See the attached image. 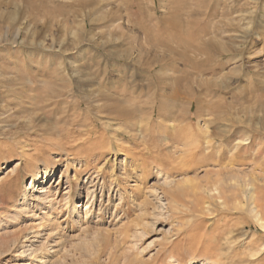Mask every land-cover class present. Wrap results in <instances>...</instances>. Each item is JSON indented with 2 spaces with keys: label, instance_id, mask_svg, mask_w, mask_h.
<instances>
[{
  "label": "rangeland",
  "instance_id": "374dc122",
  "mask_svg": "<svg viewBox=\"0 0 264 264\" xmlns=\"http://www.w3.org/2000/svg\"><path fill=\"white\" fill-rule=\"evenodd\" d=\"M13 231L0 264H264V0H0Z\"/></svg>",
  "mask_w": 264,
  "mask_h": 264
},
{
  "label": "bare ground",
  "instance_id": "6f19581e",
  "mask_svg": "<svg viewBox=\"0 0 264 264\" xmlns=\"http://www.w3.org/2000/svg\"><path fill=\"white\" fill-rule=\"evenodd\" d=\"M93 3V2H92ZM93 5V4H92ZM92 9V8H91ZM90 10V9H89ZM100 18V17H99ZM12 21V20H11ZM243 38V37H242ZM237 45H239L237 43ZM232 48H224L222 49L223 52L227 53V52H230ZM241 50V49H240ZM131 52V51H130ZM129 52V54H130ZM233 52V51H232ZM241 52V51H240ZM223 54V53H222ZM229 54V53H228ZM235 55V54H234ZM240 55V54H239ZM131 56V55H130ZM234 57V56H233ZM81 84V83H79ZM87 101L85 100H81V101H78L76 103V106L79 108L82 106V104H86ZM127 111L124 112V113H121L118 115V118L119 119L120 117H124L126 119H128L129 117L133 116L134 114V110H130V109H126ZM244 111V110H243ZM121 119V118H120ZM207 143V142H206ZM196 146V145H195ZM210 146V145H209ZM206 147V146H205ZM197 151H200V148H196ZM88 154V152H87ZM90 155V154H89ZM93 155V154H92ZM126 155V154H125ZM125 159V156L123 158V160ZM87 162H85L86 164ZM74 164V163H73ZM87 166H85L86 168ZM50 172H53V169H48V168H43L41 171H37L36 173H32V181L29 183V185L27 186V189H25V192H24V195H23V202L22 203H26L28 201V196L26 195L27 192H30L31 190L35 191L36 193H38V196H35L37 199H44L48 202H51V208H52V203H53V200L55 198V195H56V191L55 190H52L50 188V186H46L45 184L40 186L43 182V180L41 179L42 178V175H45V177H47V175L50 173ZM54 173V172H53ZM63 176V169L60 168V176L59 177H62ZM51 179V178H50ZM12 179H9V180H6L4 181L6 185L8 186H11L13 184V181H11ZM41 180V181H40ZM67 180L69 181L68 183V190H67V194H66V197L64 199H69L70 202L71 199L73 198L72 197V193L73 191L71 190V182L70 180L68 179L67 177ZM15 182V181H14ZM40 182L37 186H36V183ZM59 182V181H58ZM57 182V184H58ZM56 184V185H57ZM215 185V183H214ZM40 186V187H39ZM90 187V186H89ZM39 188V189H38ZM88 189V187H87ZM86 189V190H87ZM88 191V190H87ZM88 193V192H87ZM88 195V194H87ZM80 196V195H79ZM81 197L79 198V201H80ZM66 201V200H65ZM79 201H77V203H74L73 202V207H72V213L74 214H77V211H78V208L80 205H79ZM68 204L67 202L64 203V205ZM62 206V205H61ZM86 206V204H85ZM63 208V207H62ZM85 209V208H84ZM43 224V223H41ZM10 235H12V237H9ZM20 234L18 232H7V233H3V234H0V245L2 246V250H7L9 251L13 246H12V239H13V243L18 239V236ZM202 244L201 242H198V244ZM14 245V244H13ZM206 250L209 251V253L211 254L210 257H212L215 262H219V260L217 259V257L220 258V256L222 255V253L219 252V245L216 241H213V242H208L207 244L206 243H203L202 245ZM6 264H13V263H8V262H4ZM202 264H210L209 262H205V263H202Z\"/></svg>",
  "mask_w": 264,
  "mask_h": 264
}]
</instances>
